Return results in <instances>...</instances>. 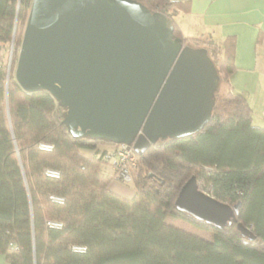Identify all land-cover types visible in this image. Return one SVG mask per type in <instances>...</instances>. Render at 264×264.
I'll list each match as a JSON object with an SVG mask.
<instances>
[{"label": "trees", "instance_id": "1", "mask_svg": "<svg viewBox=\"0 0 264 264\" xmlns=\"http://www.w3.org/2000/svg\"><path fill=\"white\" fill-rule=\"evenodd\" d=\"M136 1L164 14L184 46L207 50L220 77L210 121L196 134L135 152V196L113 192L103 166L116 145L73 137L65 107L49 92L28 93L16 82L32 0H0V255L9 264H264V127L253 123L243 95L222 92L236 68L230 41L222 53L211 36L186 37L176 20L188 11L181 1ZM192 176L202 191L237 207V223L220 229L175 207Z\"/></svg>", "mask_w": 264, "mask_h": 264}, {"label": "water", "instance_id": "2", "mask_svg": "<svg viewBox=\"0 0 264 264\" xmlns=\"http://www.w3.org/2000/svg\"><path fill=\"white\" fill-rule=\"evenodd\" d=\"M14 77L25 92L47 91L67 109L73 137L139 154L203 130L220 83L206 49L184 46L164 14L136 0H32ZM175 207L220 229L237 223V207L202 191L195 176Z\"/></svg>", "mask_w": 264, "mask_h": 264}, {"label": "crops", "instance_id": "3", "mask_svg": "<svg viewBox=\"0 0 264 264\" xmlns=\"http://www.w3.org/2000/svg\"><path fill=\"white\" fill-rule=\"evenodd\" d=\"M175 1H181L188 9L176 17L186 37L211 36L222 53L230 41L236 68L222 92L229 87L243 95L251 107L253 123L264 127V0ZM104 166L110 169L105 172L116 180L115 171ZM0 264H9L3 255Z\"/></svg>", "mask_w": 264, "mask_h": 264}, {"label": "built area", "instance_id": "4", "mask_svg": "<svg viewBox=\"0 0 264 264\" xmlns=\"http://www.w3.org/2000/svg\"><path fill=\"white\" fill-rule=\"evenodd\" d=\"M40 148L45 151H51L52 146L41 145ZM105 162L109 163L115 170L116 180L125 185L133 184L132 169L137 166V156L133 146L127 144H120L114 146V148L106 153ZM49 176L58 177L57 172H48ZM53 201L63 203L64 200L60 198L52 197ZM51 226L59 227L57 224H50Z\"/></svg>", "mask_w": 264, "mask_h": 264}, {"label": "rangeland", "instance_id": "5", "mask_svg": "<svg viewBox=\"0 0 264 264\" xmlns=\"http://www.w3.org/2000/svg\"><path fill=\"white\" fill-rule=\"evenodd\" d=\"M13 48L11 45V49L10 52L7 53V63L10 66V64L12 63V58H13ZM109 148V146H107ZM90 152V151H87ZM106 165L110 166L112 168V166L109 163H106ZM104 169L110 170L108 167L103 166ZM110 189L119 194L120 196L126 197V198H133L135 196V189H134V185H125L122 184L121 182L117 181V180H111L110 184H109ZM175 224H177L178 226L184 228L185 230H187L188 232L197 235L201 238L204 239H210V233H208L207 231L201 230L196 228L193 225H190L188 223L185 222H180V221H174Z\"/></svg>", "mask_w": 264, "mask_h": 264}]
</instances>
